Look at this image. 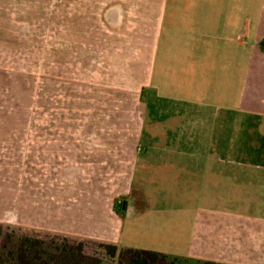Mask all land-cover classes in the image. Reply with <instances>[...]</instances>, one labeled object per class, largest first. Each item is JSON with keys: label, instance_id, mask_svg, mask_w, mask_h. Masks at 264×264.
Segmentation results:
<instances>
[{"label": "rangeland", "instance_id": "rangeland-1", "mask_svg": "<svg viewBox=\"0 0 264 264\" xmlns=\"http://www.w3.org/2000/svg\"><path fill=\"white\" fill-rule=\"evenodd\" d=\"M135 1L9 0L0 8V255L27 246L29 238L43 241L38 248L51 264H127L133 256L129 247L163 243L177 231L182 235L196 211L216 205L194 198L193 184L170 189L152 183L143 193L138 175L132 203L138 214L150 206L148 216L140 223L122 216L119 241L109 219L96 218L98 201L122 198L126 147H135L121 124L109 128L107 122L122 123L130 111L139 116L140 99L152 94L144 85L150 56L143 53L150 52L154 18L146 17L141 26L134 23L139 16H128L131 22L121 31L104 18L107 6L127 2L133 11ZM257 122L245 120L237 133L229 122L222 137L229 160L247 167L256 156L251 149H264ZM260 154L264 160V150ZM244 170L236 175L232 168L223 182L217 201L222 210L264 207L261 195L251 194L253 187L258 191L252 184L256 172ZM81 241L83 250L77 247ZM102 244H119L117 255ZM175 257L161 264H201ZM0 264L14 263L5 256Z\"/></svg>", "mask_w": 264, "mask_h": 264}, {"label": "crops", "instance_id": "crops-1", "mask_svg": "<svg viewBox=\"0 0 264 264\" xmlns=\"http://www.w3.org/2000/svg\"><path fill=\"white\" fill-rule=\"evenodd\" d=\"M5 1L9 0H0V8L7 7ZM131 4L133 11L126 8L127 2L107 6L104 18L114 31L131 22L128 16H139L134 23L141 26L146 17L154 18L150 52L143 53L150 56L144 85L152 94L140 99L139 116L130 111L124 113L122 123L107 122L109 128L121 124L123 135L135 147L125 149L128 170L122 198L119 194L112 203L98 201L96 218L99 222L109 219L106 223L116 229L114 240L119 241L122 216L140 223L152 211L150 206L139 214L134 209L138 175L143 193L152 183L167 184L170 189L197 185L194 198L215 200L216 205L196 211L190 230L166 236L163 243L129 248L200 262L264 264V212H254L256 208L264 211L261 203H252L253 209L226 211L217 202L222 200L223 182L234 173L232 168L236 175H244V168L256 172L252 184L258 191L253 187L251 194L264 199L260 154L264 149H251L255 159L244 167V162L228 159L222 140L229 122L237 133L245 120L258 119V135L264 136V0H139ZM140 38L149 45L147 35ZM166 198L171 199L168 193ZM120 199L125 201L122 213L117 211Z\"/></svg>", "mask_w": 264, "mask_h": 264}, {"label": "trees", "instance_id": "trees-1", "mask_svg": "<svg viewBox=\"0 0 264 264\" xmlns=\"http://www.w3.org/2000/svg\"><path fill=\"white\" fill-rule=\"evenodd\" d=\"M143 92H145V90H143ZM2 236H3V230L2 227L0 226V241ZM63 238L67 239L68 237L64 236ZM37 242L39 241H34L28 238L27 246L18 249H12L8 253H2V255H0V259H2L3 261L5 260V256H7L13 260L14 264H42L41 262L51 264V261H49L46 258V256H44L43 250L41 248H38L39 245ZM39 243H43V241H40ZM83 245H84L83 241L77 244L78 249L83 250ZM102 247H104L108 251V253L113 256L117 255L119 249L118 245H113V244H102ZM30 249H33L32 254L30 253ZM65 250H67V248ZM74 250L76 249L73 248L70 249L72 253H75ZM127 250L133 254L132 258L130 259V261L127 262V264H161V261L162 262L166 261L171 256L165 253H160L158 251H150L149 254H146L141 249L128 248ZM179 258L180 257H175V260H178ZM201 264H222V263L205 261V262H201Z\"/></svg>", "mask_w": 264, "mask_h": 264}, {"label": "flooded vegetation", "instance_id": "flooded-vegetation-1", "mask_svg": "<svg viewBox=\"0 0 264 264\" xmlns=\"http://www.w3.org/2000/svg\"><path fill=\"white\" fill-rule=\"evenodd\" d=\"M124 204H125V201L124 200H119L117 202V211L119 210V208L121 209L122 211V208H124ZM127 204V203H126Z\"/></svg>", "mask_w": 264, "mask_h": 264}, {"label": "water", "instance_id": "water-1", "mask_svg": "<svg viewBox=\"0 0 264 264\" xmlns=\"http://www.w3.org/2000/svg\"><path fill=\"white\" fill-rule=\"evenodd\" d=\"M124 208H125V204H124Z\"/></svg>", "mask_w": 264, "mask_h": 264}]
</instances>
